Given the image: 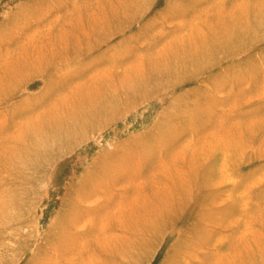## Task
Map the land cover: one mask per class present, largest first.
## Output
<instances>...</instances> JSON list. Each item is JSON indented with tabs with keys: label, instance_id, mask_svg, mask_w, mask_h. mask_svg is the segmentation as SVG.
Here are the masks:
<instances>
[{
	"label": "rangeland",
	"instance_id": "obj_1",
	"mask_svg": "<svg viewBox=\"0 0 264 264\" xmlns=\"http://www.w3.org/2000/svg\"><path fill=\"white\" fill-rule=\"evenodd\" d=\"M0 264H264V0H0Z\"/></svg>",
	"mask_w": 264,
	"mask_h": 264
}]
</instances>
